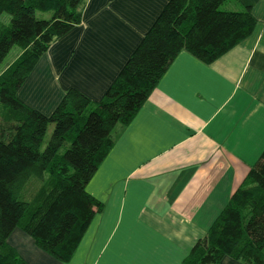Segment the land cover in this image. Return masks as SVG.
<instances>
[{
    "label": "crops",
    "instance_id": "1",
    "mask_svg": "<svg viewBox=\"0 0 264 264\" xmlns=\"http://www.w3.org/2000/svg\"><path fill=\"white\" fill-rule=\"evenodd\" d=\"M169 0H85L80 24L40 58L17 97L50 116L75 89L98 103ZM251 35L211 64L180 52L86 186L102 204L62 263L19 229L27 264H183L264 150V0ZM219 264H242L224 257Z\"/></svg>",
    "mask_w": 264,
    "mask_h": 264
},
{
    "label": "trees",
    "instance_id": "2",
    "mask_svg": "<svg viewBox=\"0 0 264 264\" xmlns=\"http://www.w3.org/2000/svg\"><path fill=\"white\" fill-rule=\"evenodd\" d=\"M225 1L169 0L100 102L69 89L44 116L17 92L52 43L80 24L85 0H0V17H10L0 23V64L13 47L20 51L0 72V264H27L7 242L15 229L55 260L70 261L102 210L87 184L175 57L185 51L211 64L251 35L250 8L222 11ZM32 182L38 189L24 198ZM224 257L264 264V150L183 264Z\"/></svg>",
    "mask_w": 264,
    "mask_h": 264
},
{
    "label": "rangeland",
    "instance_id": "3",
    "mask_svg": "<svg viewBox=\"0 0 264 264\" xmlns=\"http://www.w3.org/2000/svg\"><path fill=\"white\" fill-rule=\"evenodd\" d=\"M221 8L222 7H220V10H222ZM36 18L37 19H44V18H47V15H42L40 13H36ZM9 20H10V17L8 14H3L0 17V23L8 24ZM19 53H20L19 49L17 47H13L9 51L7 56L4 58L2 63L0 64V72L3 71L8 65H10L14 61V59L19 55ZM52 130H53V125L50 124L47 128L46 135L44 137V143H46L47 140L49 139ZM38 186L39 185L36 182H32L31 184H29L28 187L26 188L24 198H28V197H30V199L33 198L32 197L33 193H35L37 191Z\"/></svg>",
    "mask_w": 264,
    "mask_h": 264
}]
</instances>
